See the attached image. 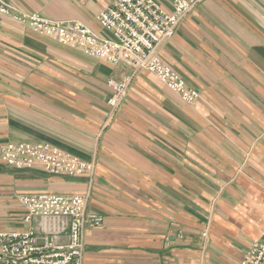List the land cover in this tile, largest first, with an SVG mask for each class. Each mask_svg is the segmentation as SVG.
Masks as SVG:
<instances>
[{
	"label": "crops",
	"instance_id": "1",
	"mask_svg": "<svg viewBox=\"0 0 264 264\" xmlns=\"http://www.w3.org/2000/svg\"><path fill=\"white\" fill-rule=\"evenodd\" d=\"M1 1L111 36L96 16L116 0ZM161 57L198 98L143 70L114 110L108 80L129 67L0 12V149L46 142L95 163L66 175L0 155V231L38 228L20 194L89 191L104 221L87 232L84 264L240 263L264 234V0H198Z\"/></svg>",
	"mask_w": 264,
	"mask_h": 264
},
{
	"label": "built area",
	"instance_id": "2",
	"mask_svg": "<svg viewBox=\"0 0 264 264\" xmlns=\"http://www.w3.org/2000/svg\"><path fill=\"white\" fill-rule=\"evenodd\" d=\"M198 0H174L166 9L157 0H116L97 16V23L111 33L104 37L79 20H52L23 12L0 0V12L12 14L34 32L101 58L110 64H124L131 73L122 79L109 78V104L116 110L128 94L134 76L143 70L155 73L184 101L194 102L199 93L187 85L161 57L180 23ZM3 161L18 167L40 162L55 174H88L95 163L82 160L50 143L7 142L2 145ZM86 193L20 194L26 209L25 222L38 220V228L0 231V264H84L85 239L89 229L102 225L101 214L88 210ZM206 235V233H204ZM66 239L63 240L62 238ZM239 264H264V234L246 252Z\"/></svg>",
	"mask_w": 264,
	"mask_h": 264
},
{
	"label": "rangeland",
	"instance_id": "3",
	"mask_svg": "<svg viewBox=\"0 0 264 264\" xmlns=\"http://www.w3.org/2000/svg\"><path fill=\"white\" fill-rule=\"evenodd\" d=\"M77 156V155H76ZM78 157V156H77ZM80 158V157H79ZM83 160V159H82ZM86 161V160H85ZM88 162H91V161H88ZM37 163H40V162H36V164ZM35 163H34V165L33 166H35L36 165ZM42 164V163H41ZM66 175H68V174H66ZM86 193V192H85ZM91 199V198H90ZM89 203H90V201H89ZM88 210H89V204H88ZM90 211V210H89ZM206 236V235H205Z\"/></svg>",
	"mask_w": 264,
	"mask_h": 264
}]
</instances>
